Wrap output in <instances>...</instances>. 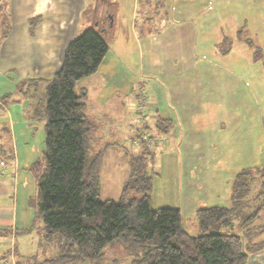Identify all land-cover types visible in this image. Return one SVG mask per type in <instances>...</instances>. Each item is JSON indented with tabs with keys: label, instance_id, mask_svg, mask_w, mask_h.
I'll return each instance as SVG.
<instances>
[{
	"label": "rangeland",
	"instance_id": "374dc122",
	"mask_svg": "<svg viewBox=\"0 0 264 264\" xmlns=\"http://www.w3.org/2000/svg\"><path fill=\"white\" fill-rule=\"evenodd\" d=\"M115 1L89 6L77 32L111 22L103 61L95 73L79 80L89 88L86 113L93 115L95 109L94 119L101 123L90 137L89 153L107 146L97 171L100 198L117 199L128 175L129 155L149 150L145 170L151 177L150 205L178 208L183 226L195 234L196 210L230 207L234 175L250 169L248 194L229 228L247 239L238 219L260 204L257 174L264 163V62L254 57L255 46L264 54V0H196L193 18L170 15L180 7L175 0ZM103 10L115 13L111 21H97L104 17ZM161 19L167 22L166 31ZM239 28L252 47L237 38ZM39 94L44 101L43 91ZM149 101L167 108L172 125L166 132H156L155 118L148 116ZM100 108L103 116L96 111ZM37 121L41 125L45 119ZM33 138L40 143L39 153L45 138L41 126ZM29 191L34 192L33 185ZM38 222L34 229L39 259L55 256L57 235L45 241ZM259 222L254 221L251 236L262 228ZM104 251L99 260L75 264L132 261L118 240ZM10 255L1 264H16L15 255Z\"/></svg>",
	"mask_w": 264,
	"mask_h": 264
},
{
	"label": "trees",
	"instance_id": "16d2710c",
	"mask_svg": "<svg viewBox=\"0 0 264 264\" xmlns=\"http://www.w3.org/2000/svg\"><path fill=\"white\" fill-rule=\"evenodd\" d=\"M109 12L112 16L113 11ZM38 20L39 16L28 19L30 32ZM107 25L104 29L90 25L77 33L65 46L59 69L44 81L45 99L33 110V116L45 119V138L41 157L29 167L36 183L29 199L34 210L31 228L41 221L42 238L52 242L57 235L58 245L55 256L16 264L96 261L103 257L105 246L116 240L132 257L130 264H249L250 254L262 247H257L251 234L264 209V163L257 174L260 204L238 219V225L249 234L247 239L229 228L248 194L253 179L250 169L234 175L230 207L211 205L196 210L195 234L183 226L178 208L150 205L151 177L145 170L149 150L129 155L128 175L117 199L100 198L97 171L107 146L89 153L97 124L85 111L87 91L76 84L95 73L103 61L108 50L105 34L111 29V24ZM236 34L253 46L251 39L242 35L243 28ZM254 48V57L264 62L260 48ZM171 123L170 118L156 117V132H166ZM259 225L262 228L256 235L264 231V223Z\"/></svg>",
	"mask_w": 264,
	"mask_h": 264
},
{
	"label": "crops",
	"instance_id": "0c3cea01",
	"mask_svg": "<svg viewBox=\"0 0 264 264\" xmlns=\"http://www.w3.org/2000/svg\"><path fill=\"white\" fill-rule=\"evenodd\" d=\"M112 1L117 4L115 0H0V75L6 79L3 83L0 81V264L9 253L18 262L44 259L42 256L39 259L36 251L39 234L35 226L31 228L34 210L29 203L36 189L29 167L44 149L38 153L40 143L33 138L40 126L44 129V124L39 125L37 121L42 118L33 116V110L43 103L39 92L43 91L44 81L59 69L65 46L79 31L82 13L89 6L93 9L96 4ZM195 1L175 0L180 7L170 15L179 18L192 14L193 18ZM109 14L103 10L107 20ZM35 16L39 20L30 32L27 21ZM161 22L163 31L167 22L163 19ZM79 82L77 88L87 91V108L89 88ZM12 92L15 94L11 96ZM14 101V105L9 103ZM147 105L148 116L170 118L167 108L163 109L157 102L149 101ZM94 111L93 115L86 114L96 121ZM96 111L104 115L101 108ZM97 123L98 131L101 123ZM30 185L33 193L29 191ZM262 216L264 209L257 218L261 219L259 223H264ZM41 229L43 232V225ZM262 234L264 231L254 238L257 247H262L250 254L249 264L253 257L255 264H264Z\"/></svg>",
	"mask_w": 264,
	"mask_h": 264
},
{
	"label": "water",
	"instance_id": "95a60500",
	"mask_svg": "<svg viewBox=\"0 0 264 264\" xmlns=\"http://www.w3.org/2000/svg\"><path fill=\"white\" fill-rule=\"evenodd\" d=\"M108 21H111V16H109V20ZM109 25L111 24V22L108 23Z\"/></svg>",
	"mask_w": 264,
	"mask_h": 264
},
{
	"label": "built area",
	"instance_id": "2783aa9c",
	"mask_svg": "<svg viewBox=\"0 0 264 264\" xmlns=\"http://www.w3.org/2000/svg\"><path fill=\"white\" fill-rule=\"evenodd\" d=\"M2 163V162H1ZM10 256H12V253H11V255Z\"/></svg>",
	"mask_w": 264,
	"mask_h": 264
}]
</instances>
